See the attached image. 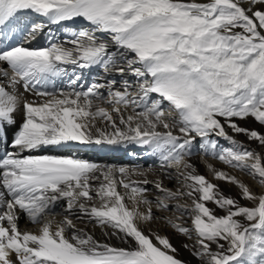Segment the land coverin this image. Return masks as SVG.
Masks as SVG:
<instances>
[{"label":"snow or ice","instance_id":"snow-or-ice-1","mask_svg":"<svg viewBox=\"0 0 264 264\" xmlns=\"http://www.w3.org/2000/svg\"><path fill=\"white\" fill-rule=\"evenodd\" d=\"M250 120L264 128V0H0V264H189L158 220L199 264H264V190L209 165L226 194L190 162L264 189ZM89 146L140 148L180 188L52 154Z\"/></svg>","mask_w":264,"mask_h":264},{"label":"rangeland","instance_id":"rangeland-1","mask_svg":"<svg viewBox=\"0 0 264 264\" xmlns=\"http://www.w3.org/2000/svg\"><path fill=\"white\" fill-rule=\"evenodd\" d=\"M246 127H249L251 129H259L261 132H264V128H260V126L256 123H254L253 121H249L246 125H244ZM239 140L241 141H246V138L243 136V135H240L237 137ZM222 143H225L224 141H222ZM249 147H252V148H256V144L255 143H252L249 145ZM118 150V151H117ZM131 150V146H129L128 148H123V147H117L116 149H114V151L118 154H124L122 156H126L125 155V152L126 151H129ZM112 151V152H114ZM142 153H145L142 149H138L136 150V153L132 156V155H127V157H129V159H132L130 162L131 163H139L141 162L142 160L139 159V158H145L148 159L149 158V155L146 153V154H142ZM147 155V156H146ZM139 156V158H137ZM135 159V160H134ZM203 159H209L210 160V163L211 160L212 161H217L215 163L214 166H212V168H214L215 170H218V171H225V172H228L230 175H233V176H236L238 179L248 183L254 191H257V192H260L264 189H261V187L256 183V181H254L253 179H251L249 176L245 175L244 173L238 171V170H235V169H231L229 168L228 166L226 165H223L221 162H219L218 160L216 159H213L209 156H205V155H200V154H197V155H193L191 157V163H193L198 172L200 174H203L205 175L212 183L214 184H217L219 185V187L226 193V194H230L232 196H237L238 195V189L235 187V186H232V185H229L227 184L226 182L224 181H219V180H216L214 179V173L213 171L208 167L209 165L207 163H205V161ZM144 160V159H143ZM115 164V163H114ZM113 164V165H114ZM137 167V166H136ZM143 179V178H142ZM170 188H173V189H177V188H180V185L178 183H174L173 185H169ZM154 191V189H153ZM185 203V202H183ZM187 203L191 204V201H187ZM241 203H245L244 201H241ZM189 204V205H190ZM210 207H212L211 204H209ZM157 215L159 217H161L162 219L163 218H167L177 224H180L181 226H191L190 225V217H187L185 216V219H182L180 218V214L178 212H167V211H161V212H158ZM56 216H60V215H56ZM62 217V216H60ZM63 218V217H62ZM156 225H160V226H157L159 230V232L163 235V234H166L168 236L171 237L172 239V242L174 244V246H176L178 249H179V258L182 259V260H186L189 262V264H199V261L196 260L190 252H188L187 250H185L183 247H181L182 243L184 242H187L189 244L192 243V241H187L185 237L179 235L174 228H172L171 226H166L162 220H158L156 221V223H154V226H152L153 229H156ZM39 228L37 229H32L34 232L35 231H38ZM115 239V238H114ZM117 241V240H116ZM119 243V241H117Z\"/></svg>","mask_w":264,"mask_h":264},{"label":"bare ground","instance_id":"bare-ground-1","mask_svg":"<svg viewBox=\"0 0 264 264\" xmlns=\"http://www.w3.org/2000/svg\"><path fill=\"white\" fill-rule=\"evenodd\" d=\"M52 27L55 28L57 26H52ZM43 42H44L43 41V38H40L35 43L37 44V46H39V45H42ZM9 139H11V136H9ZM116 148L117 147H110V146H89V147H82L81 149L75 150L74 152L73 151L66 150L64 152H53L52 154H59V155H72V154H76V156H78V157H80L82 159H87L89 161L96 162V163H100L102 165H113L115 163L114 166H117V167H120V166L136 167L137 166V167H141V168H148L149 166H153V171L152 172H149L147 174V179H149V180L163 179L164 180V183L168 187H169V185H173L174 183H176L175 181L168 180L167 177L163 175L162 170L158 166H156L154 164V158H152L150 156L146 160H145V158H139V156H138L137 158L141 159L142 161L139 162V163H134V162L131 163L130 161L132 159H129V157H127V155H132L133 156L136 153V150H138L139 148L132 147L131 146V150L125 152V155L126 156H122V155H124L122 153L121 154L116 153L114 151V149H116ZM99 150L114 151V152H111L112 154H109L106 157H100ZM142 154H146V153H142ZM203 160L205 161V163H207L210 166H214L215 163L217 162V161H212L211 160L212 163H210V160L209 159H203ZM142 178H144V177H139L138 179H142ZM134 179H136V177H134ZM149 187H151V185H149ZM173 190H175V189H173ZM187 201L190 202V200H187ZM187 201H181V203H183V202L187 203ZM96 203L98 204L99 201H96ZM57 211L60 212V211H62V209L58 208ZM60 216H49L48 219L54 220V221H58V220L62 219V217H60ZM179 217L182 218V219H185V216L184 217H181V214H180ZM79 226L81 228H85L86 227V230L87 231L92 232L98 238L103 239V237L101 235V229L99 227L93 228L92 225H90V224L87 225V226L85 224H80ZM152 226H154V224H152L151 227ZM157 226H160V225H156L155 226L156 229H158ZM20 227H21L22 230H29V231H33L34 229L39 228V226H33L30 222L26 221V219H24V218H21ZM109 242L112 243V244H117V245L119 244L116 241V239H114V238L111 241H109Z\"/></svg>","mask_w":264,"mask_h":264}]
</instances>
